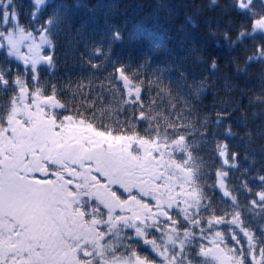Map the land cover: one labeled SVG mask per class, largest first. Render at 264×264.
Returning a JSON list of instances; mask_svg holds the SVG:
<instances>
[{"label":"trees","instance_id":"1","mask_svg":"<svg viewBox=\"0 0 264 264\" xmlns=\"http://www.w3.org/2000/svg\"><path fill=\"white\" fill-rule=\"evenodd\" d=\"M8 1L5 11L50 47L35 72L0 51V132L19 81L57 118L162 148L179 144L176 158L192 172L199 202L189 220L176 208L141 238L117 224L104 236L116 246H95L86 264L133 256L142 264H264V35L253 32L264 0L245 9L239 0H51L38 10L32 0ZM81 212L96 224L107 214L88 202ZM188 236L190 245L181 242Z\"/></svg>","mask_w":264,"mask_h":264},{"label":"rangeland","instance_id":"2","mask_svg":"<svg viewBox=\"0 0 264 264\" xmlns=\"http://www.w3.org/2000/svg\"><path fill=\"white\" fill-rule=\"evenodd\" d=\"M49 1L32 0L36 10ZM251 1L239 0L240 9L247 8ZM8 2L0 0L5 27L0 33V51L35 72L38 66L47 63L45 51L50 47L49 39L45 34L24 31L17 24L14 12L9 9L5 11ZM253 32L264 35V18L254 23ZM17 87V97L0 132V236L7 246H14L13 250H18L12 254L16 256L15 259L24 257L28 248L37 247V238L31 242L32 230L38 231V227L43 225L38 226L42 221L40 215L46 218V232L48 226L44 264H86L95 246L111 251L116 245L104 236L110 234L111 228L126 221L131 222L128 228L133 237L141 238L148 223L155 225L162 213L169 215L179 208L182 218L190 219L199 197L192 185L191 170L176 158L180 152L179 144L162 148L141 139L103 133L83 122L57 118L52 104L24 89L19 81ZM45 144L46 151H41ZM28 145L31 147L28 148ZM28 150L35 154L28 153ZM48 151L72 152L84 164L90 162L95 176L93 187L90 190L81 188L70 191L32 184L22 174L23 169L31 160L36 163L31 172L33 175L40 174L42 164L51 157ZM118 194L124 196L125 202L120 200ZM60 198L67 199L66 209L72 207L80 210L77 218L80 224L82 218L86 221V215L81 210L87 202H91V205L98 203L107 211L104 223L86 221L91 232L79 231V234H75L70 240L69 251L65 249L61 255V239L56 240L53 235L61 225L57 211ZM134 200L140 207L137 206L136 212H133ZM156 201L162 205L160 210L154 206ZM117 212L120 215H115ZM103 226L107 231L101 235ZM113 240L119 242L118 238ZM170 242L173 244V238ZM181 242L190 245V237H184ZM200 255L214 259L213 251L208 254L200 252ZM63 257L67 259L59 261ZM31 259H18L16 263L30 264ZM91 260L89 264H93ZM175 260V257H171L162 264H174ZM33 262L40 264L39 261ZM99 264L142 263L133 256L102 260Z\"/></svg>","mask_w":264,"mask_h":264},{"label":"flooded vegetation","instance_id":"3","mask_svg":"<svg viewBox=\"0 0 264 264\" xmlns=\"http://www.w3.org/2000/svg\"><path fill=\"white\" fill-rule=\"evenodd\" d=\"M81 122V121H79ZM48 131V129H46ZM49 132V131H48ZM31 146L28 145V148ZM47 144L43 146V149L41 151H46ZM28 153H31L34 155V151H27ZM37 153V151H35ZM25 153V152H24ZM49 159L46 160L41 166V173L37 174L41 176V181H37L35 177L37 175H33L31 172L32 167L36 166V163L29 162L26 163L25 168L23 169L22 174H24L25 178L27 177L29 181L32 184H36L43 187V186H48L51 189H56V190H64V189H69L70 191H75V190H80L81 188L90 190L93 187L94 181H95V176H94V171L91 168V163L87 162V164H84L83 161H79L78 157L75 156L72 152H67V151H48ZM26 154V153H25ZM89 161V160H88ZM31 166V167H30ZM33 175V176H32ZM32 176V177H31ZM51 177V179H49ZM30 185V184H29ZM28 191V190H27ZM66 191V190H65ZM91 204V202H90ZM58 220L61 221V225L53 232L54 238L56 240L61 239L60 243V255L63 251H69V243H72L70 240L75 237V234H79V231L83 233H89V227H87V222H90L93 220L92 213H90L89 219L86 221L83 220L81 224L77 220L78 215L80 214V210H74L72 207L68 208V203L67 199H59L58 200ZM135 208L133 212L137 211V206L139 205H134ZM162 207L159 208V210ZM162 213V212H161ZM40 223L43 224L38 227V231L32 230V241L35 242V239H38V245L37 247H31L28 248L26 253H24V257L22 258H16L14 257L15 251L13 250L14 246L11 245H6L5 242L1 239L0 236V264H19L16 263V260L18 259H25L26 258H31L32 257V262L30 264H33V260L39 261L40 264H44L46 262V247H45V238H46V233H48V226L47 227V232L45 228V220L46 218L40 215ZM86 217V216H85ZM86 219V218H85ZM129 221H126L125 224H122L124 227L129 229L128 227L130 226ZM31 231V230H30ZM51 233V232H50ZM93 233V232H92ZM95 233H93V238H95ZM66 242L65 247L63 245V242ZM14 244V243H12ZM69 247V248H68ZM16 254V253H15ZM19 254V253H18ZM66 254H68L66 252ZM67 259L66 257H63V260L60 259L59 261H64ZM24 264V263H23ZM36 264V262H35ZM38 264V263H37Z\"/></svg>","mask_w":264,"mask_h":264},{"label":"snow or ice","instance_id":"4","mask_svg":"<svg viewBox=\"0 0 264 264\" xmlns=\"http://www.w3.org/2000/svg\"><path fill=\"white\" fill-rule=\"evenodd\" d=\"M118 71H120L121 74H122V69H118ZM220 155L223 157V156H225V153H224V152H221ZM224 162L227 164V163H228L227 159H225ZM35 179H36L37 181H41V176H40V175H37V176L35 177ZM49 179H51V177H49ZM226 194H227V193H226ZM257 196H258L259 198L264 199V193H257ZM252 203L255 204V200H253ZM210 251H212V250H211V249L206 250V249H204L203 247L201 248V252H203L204 254H208V252H210ZM253 259H254V258H253Z\"/></svg>","mask_w":264,"mask_h":264},{"label":"water","instance_id":"5","mask_svg":"<svg viewBox=\"0 0 264 264\" xmlns=\"http://www.w3.org/2000/svg\"><path fill=\"white\" fill-rule=\"evenodd\" d=\"M156 206H159V203H157V205ZM168 219V217L167 216H165V217H163V220L165 221V220H167Z\"/></svg>","mask_w":264,"mask_h":264}]
</instances>
